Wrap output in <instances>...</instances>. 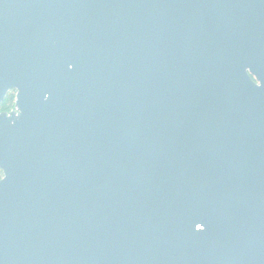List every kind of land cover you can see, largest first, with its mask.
<instances>
[{
	"label": "water",
	"instance_id": "1",
	"mask_svg": "<svg viewBox=\"0 0 264 264\" xmlns=\"http://www.w3.org/2000/svg\"><path fill=\"white\" fill-rule=\"evenodd\" d=\"M0 264H264V0H0Z\"/></svg>",
	"mask_w": 264,
	"mask_h": 264
},
{
	"label": "trees",
	"instance_id": "2",
	"mask_svg": "<svg viewBox=\"0 0 264 264\" xmlns=\"http://www.w3.org/2000/svg\"><path fill=\"white\" fill-rule=\"evenodd\" d=\"M15 95L13 92L7 94L0 104V111H8L14 106Z\"/></svg>",
	"mask_w": 264,
	"mask_h": 264
},
{
	"label": "flooded vegetation",
	"instance_id": "3",
	"mask_svg": "<svg viewBox=\"0 0 264 264\" xmlns=\"http://www.w3.org/2000/svg\"><path fill=\"white\" fill-rule=\"evenodd\" d=\"M10 92H13L14 93V95H15V97H16V91H9L8 93H10ZM7 93V94H8ZM7 94H6V96H7ZM5 96V97H6ZM15 100H16V98H15ZM15 100H14V108H15ZM12 111H14V110H10V111H0V113H9V112H12ZM4 178V173H3V171L0 169V181L2 180Z\"/></svg>",
	"mask_w": 264,
	"mask_h": 264
},
{
	"label": "rangeland",
	"instance_id": "4",
	"mask_svg": "<svg viewBox=\"0 0 264 264\" xmlns=\"http://www.w3.org/2000/svg\"><path fill=\"white\" fill-rule=\"evenodd\" d=\"M10 110H15L14 106ZM10 110H8V111H10Z\"/></svg>",
	"mask_w": 264,
	"mask_h": 264
}]
</instances>
